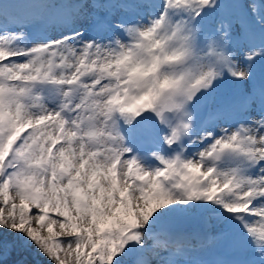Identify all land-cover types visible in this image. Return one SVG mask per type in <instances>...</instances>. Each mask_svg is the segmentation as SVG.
I'll return each mask as SVG.
<instances>
[{"label":"snow or ice","instance_id":"snow-or-ice-1","mask_svg":"<svg viewBox=\"0 0 264 264\" xmlns=\"http://www.w3.org/2000/svg\"><path fill=\"white\" fill-rule=\"evenodd\" d=\"M264 264V0H0V264Z\"/></svg>","mask_w":264,"mask_h":264},{"label":"rangeland","instance_id":"rangeland-1","mask_svg":"<svg viewBox=\"0 0 264 264\" xmlns=\"http://www.w3.org/2000/svg\"><path fill=\"white\" fill-rule=\"evenodd\" d=\"M38 259L40 260L41 264H47V262L44 261L43 258H38Z\"/></svg>","mask_w":264,"mask_h":264}]
</instances>
